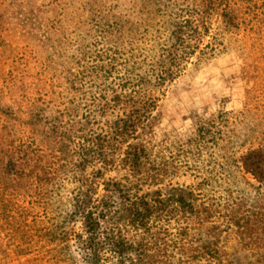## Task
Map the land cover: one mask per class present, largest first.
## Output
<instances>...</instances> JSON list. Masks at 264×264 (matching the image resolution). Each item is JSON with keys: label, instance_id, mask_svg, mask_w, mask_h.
I'll use <instances>...</instances> for the list:
<instances>
[{"label": "trees", "instance_id": "1", "mask_svg": "<svg viewBox=\"0 0 264 264\" xmlns=\"http://www.w3.org/2000/svg\"><path fill=\"white\" fill-rule=\"evenodd\" d=\"M109 3L112 7L101 10L98 0L86 2L82 48H69L63 38L49 42L45 66L55 64L58 73L50 79L48 70L31 69L28 59L14 55L7 58L14 62L11 71L0 68V217L5 225L0 226V264L29 256L33 259L27 264H71L61 258L70 248L81 264H151L161 253L159 235L168 234L167 226L175 223L187 232L211 221L213 205L198 204L189 189L141 195L142 186L158 185L187 166L175 162L164 169L139 142V133L151 130L156 92L176 80L197 53V64L207 63L223 51L228 36L244 35L250 24L264 28V0H136L131 11L139 19L136 24H129L127 16L121 23L112 15L119 8ZM54 5L58 14L55 0L44 14L62 21L64 12L55 15ZM40 8L21 2L0 30L17 23L4 32L17 30L33 38L29 29L36 27ZM213 16L222 23L205 45ZM142 40L153 43L157 54L148 66L150 74H138L145 61L133 50L127 77H114L120 60L101 64L95 59L90 66L94 44L110 46L122 57L125 46ZM55 42L63 43V49ZM74 53H80L78 62L65 56ZM12 96L20 99L15 110ZM81 96L86 104L75 105ZM229 116L221 113L218 122H200L193 149L179 150L182 159L202 157L209 145L226 143L233 152L230 130H221ZM241 161L246 174L264 182L262 146L250 148ZM115 169L124 177L105 180L106 172ZM230 222L242 238L248 223L241 225L237 216Z\"/></svg>", "mask_w": 264, "mask_h": 264}, {"label": "rangeland", "instance_id": "2", "mask_svg": "<svg viewBox=\"0 0 264 264\" xmlns=\"http://www.w3.org/2000/svg\"><path fill=\"white\" fill-rule=\"evenodd\" d=\"M26 1L35 8L41 6L36 27L29 29L34 37H24L17 30L4 32L8 28L13 29L17 23L4 25L3 31L0 30V43L4 45V49L0 48V68L4 73L11 71L14 62L7 58L14 55L16 60L28 59L31 69L48 70L47 79H50L52 72L58 73L53 70L57 68L55 64L48 63L50 68L45 66V58L51 54L49 42L63 38L69 48H82L86 39L83 24L89 17L88 0H55L59 13L55 14L57 8L54 5V14L59 15L63 10L62 21L50 18L52 14H44L52 0H0V23L16 11L18 4ZM109 1L119 8L112 15L121 23L125 22L126 16L129 24L139 22L138 17L131 13L136 0H98V7L101 10L112 7ZM221 23L219 16L211 18L210 36L205 45L212 43ZM257 26L250 24L251 29H245L244 35L225 38L224 47L220 49L223 51L217 52L215 58L207 63L197 64V53L176 80L156 92L159 102L150 122L151 130L146 129L141 136L139 133V142L150 148L153 160H157L164 169L175 162H182L187 167L158 185L142 186L141 195L157 191L167 194L173 189L185 188L193 193L198 204L210 202L213 206L211 221L208 219L203 227L192 225L191 230L181 232L175 223L167 226L168 234L159 235L161 253L151 264H264V182L260 183L251 174H246L241 161L250 148L262 146L264 150V28L257 29ZM126 30L127 26L124 27ZM21 32L24 33L23 30ZM159 42L163 44L164 39ZM55 45L61 49L64 47L61 42H55ZM94 46L88 55L90 66L95 59L101 64L106 59L120 60L114 77H127L129 72L126 71H132L127 64L131 50L145 61L141 63L140 76L150 74L148 66L157 60V54L152 51L153 43L149 40L125 46L126 52L122 50V57L115 55L116 49H110L103 43ZM65 56H72L77 62L81 59L80 53ZM69 97L72 99L71 95ZM78 98L75 105L86 104L82 96ZM19 102L18 97L12 96L13 110L17 109ZM221 113L230 115V122L223 124L221 130L225 133L230 130L228 136L234 144L233 152L229 151L231 148L226 143L218 148L209 145L202 157L182 159L179 150L193 149L199 123L218 122ZM124 175L115 169L106 172L105 180H121ZM100 194H103L102 187ZM231 216H237L241 225L248 223L242 238L236 234L237 228L231 224ZM3 225L0 217V226L5 227ZM61 258L71 264H81L75 248H70ZM32 259L29 256L11 264H27Z\"/></svg>", "mask_w": 264, "mask_h": 264}]
</instances>
